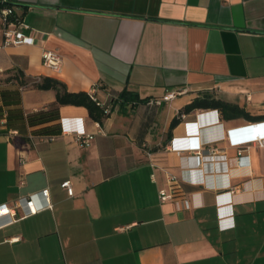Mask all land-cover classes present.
Listing matches in <instances>:
<instances>
[{
    "label": "crops",
    "instance_id": "1",
    "mask_svg": "<svg viewBox=\"0 0 264 264\" xmlns=\"http://www.w3.org/2000/svg\"><path fill=\"white\" fill-rule=\"evenodd\" d=\"M6 1L33 43L5 42L0 16V206L16 212L0 215V264H264V147L252 143L264 120L184 112L208 92L264 115V0ZM17 72L27 86L2 79ZM42 77L96 92L111 114L99 123L67 105L31 125L56 101Z\"/></svg>",
    "mask_w": 264,
    "mask_h": 264
},
{
    "label": "trees",
    "instance_id": "2",
    "mask_svg": "<svg viewBox=\"0 0 264 264\" xmlns=\"http://www.w3.org/2000/svg\"><path fill=\"white\" fill-rule=\"evenodd\" d=\"M5 6L13 5L9 2H3V0H0V8ZM4 81L5 83L17 84L19 86L28 85V81L25 79L23 72H17L13 75H9ZM39 87L42 90L55 91L56 101L50 105L48 111H41L33 115H28V121L31 125H35V122H39L38 124H41L56 120L60 107L67 105L85 107L89 111L90 117L99 123H101L110 115L106 113V109L110 105L100 101L96 92H70L64 82L52 77H42ZM117 96L119 97L120 102H125L131 98V95L126 92H123ZM196 109L218 110L222 114V117L226 120L237 118H245L251 122L264 120V115L254 117L239 105L218 99L214 94L208 92L202 93L201 96L186 106L184 112H190ZM181 120V116L173 119L170 131L173 130V128L179 124Z\"/></svg>",
    "mask_w": 264,
    "mask_h": 264
},
{
    "label": "built area",
    "instance_id": "3",
    "mask_svg": "<svg viewBox=\"0 0 264 264\" xmlns=\"http://www.w3.org/2000/svg\"><path fill=\"white\" fill-rule=\"evenodd\" d=\"M3 2H7L6 0H3ZM0 16L3 22V31L5 36V42L8 44L13 45H21L25 43H33V38L30 36H27L25 34V31L30 30V26L26 23H24L16 14L14 11L13 6H5L3 8H0ZM42 62L43 65L49 69H51L54 72L59 73L62 69V58L61 56L51 50H44L42 54ZM186 91L184 90H178V91H171L168 92L164 97L161 99L155 101L156 103L160 104L163 101H171L175 99L177 96L184 94ZM133 104H137L136 102H133ZM104 105V104H103ZM112 107L108 106L106 109V113L111 114ZM8 113H4L3 122L6 121ZM185 117V116H184ZM253 128V136L254 139L252 140V143H256L259 147H264V137H262L259 125L257 123H254L252 125ZM14 135H18L17 131L12 132ZM75 139L82 148H89L92 144V136L89 134H86L83 131L75 132L74 133ZM53 140V138H51ZM212 154L214 153V149L209 150ZM237 161L239 165L248 164L249 157L246 155H243L242 152L238 154ZM62 187L67 190L68 194L70 196L74 195V189L72 187L71 181H65L62 183ZM46 201V205L44 208H52V204L50 201V191L49 189H44L39 193ZM35 195H30L25 199V204L27 208L29 209V215L36 214L41 209H39L35 202ZM171 199V195L166 190L160 191V200L162 203L167 202ZM1 214H9L13 218L16 216V212L14 208L9 207L7 204L0 206V215ZM15 240V239H13Z\"/></svg>",
    "mask_w": 264,
    "mask_h": 264
},
{
    "label": "rangeland",
    "instance_id": "4",
    "mask_svg": "<svg viewBox=\"0 0 264 264\" xmlns=\"http://www.w3.org/2000/svg\"><path fill=\"white\" fill-rule=\"evenodd\" d=\"M7 77H8V76H6V78H7ZM6 78H2V79H4V80H5ZM7 84H8V83H7ZM18 86H19V85H18ZM19 87H20V86H19Z\"/></svg>",
    "mask_w": 264,
    "mask_h": 264
}]
</instances>
